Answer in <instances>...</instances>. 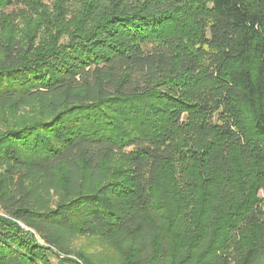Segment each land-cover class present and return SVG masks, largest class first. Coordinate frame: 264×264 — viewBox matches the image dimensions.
<instances>
[{
	"label": "trees",
	"instance_id": "1",
	"mask_svg": "<svg viewBox=\"0 0 264 264\" xmlns=\"http://www.w3.org/2000/svg\"><path fill=\"white\" fill-rule=\"evenodd\" d=\"M0 211V264H264V0H0Z\"/></svg>",
	"mask_w": 264,
	"mask_h": 264
},
{
	"label": "rangeland",
	"instance_id": "2",
	"mask_svg": "<svg viewBox=\"0 0 264 264\" xmlns=\"http://www.w3.org/2000/svg\"><path fill=\"white\" fill-rule=\"evenodd\" d=\"M72 248L76 252H83L94 264H118L121 258L114 246L111 250L101 237L95 235L75 238ZM66 256L74 257L72 254ZM55 262L56 260H53V263Z\"/></svg>",
	"mask_w": 264,
	"mask_h": 264
},
{
	"label": "built area",
	"instance_id": "3",
	"mask_svg": "<svg viewBox=\"0 0 264 264\" xmlns=\"http://www.w3.org/2000/svg\"><path fill=\"white\" fill-rule=\"evenodd\" d=\"M0 215H5L2 211H0ZM60 256H62V255H60Z\"/></svg>",
	"mask_w": 264,
	"mask_h": 264
}]
</instances>
